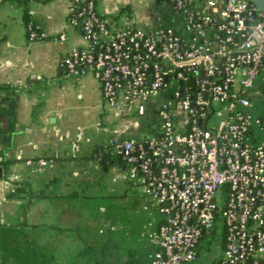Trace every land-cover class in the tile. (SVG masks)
I'll return each mask as SVG.
<instances>
[{"label": "built area", "instance_id": "obj_1", "mask_svg": "<svg viewBox=\"0 0 264 264\" xmlns=\"http://www.w3.org/2000/svg\"><path fill=\"white\" fill-rule=\"evenodd\" d=\"M150 1L173 24L117 29L96 0H70L71 14L84 3L87 45L61 67L97 80L119 116L155 123L109 142L162 217L143 234L155 247L150 264L197 262L218 231L210 264H264V12L250 0ZM26 31L31 42L49 38L33 19Z\"/></svg>", "mask_w": 264, "mask_h": 264}, {"label": "crops", "instance_id": "obj_2", "mask_svg": "<svg viewBox=\"0 0 264 264\" xmlns=\"http://www.w3.org/2000/svg\"><path fill=\"white\" fill-rule=\"evenodd\" d=\"M149 4L96 0L117 29L173 24L153 22ZM26 14L48 39L29 41ZM70 15V0H0V87L9 88L0 92V264H150L155 247L143 234L162 217L109 144L140 135L102 130L119 114L99 82L61 67L87 45ZM40 159L47 167L33 172L27 161Z\"/></svg>", "mask_w": 264, "mask_h": 264}, {"label": "rangeland", "instance_id": "obj_3", "mask_svg": "<svg viewBox=\"0 0 264 264\" xmlns=\"http://www.w3.org/2000/svg\"><path fill=\"white\" fill-rule=\"evenodd\" d=\"M150 14L149 17L153 22L156 23H162L163 19L167 20L169 17V14L165 12L162 7H159L155 5L153 1H150ZM160 26H163L160 25ZM118 120V122H117ZM149 117H139V115L133 111V112H127L125 115H121L118 118H116L112 123H108L106 126H101L102 130L107 128V132H110V134L114 133H120L121 131H124L128 134H142L150 128V126H153V122L147 123L149 121ZM140 124V125H139ZM106 127V128H105ZM137 136V135H136ZM120 192V191H119ZM220 228L219 230H221ZM222 237V234L218 233L215 235L214 241L211 244L210 252L207 253L204 250L201 252V259L197 262L191 263V264H210L211 259L218 256V250H217V244L220 242V239Z\"/></svg>", "mask_w": 264, "mask_h": 264}, {"label": "trees", "instance_id": "obj_4", "mask_svg": "<svg viewBox=\"0 0 264 264\" xmlns=\"http://www.w3.org/2000/svg\"><path fill=\"white\" fill-rule=\"evenodd\" d=\"M83 6H84V3L81 4L80 6L77 5V7L75 8V11L69 17V21H72V20L76 21L77 24L74 26V28L82 35L84 34V31H83L84 17L83 16H79V14H80L81 8ZM31 20H32V18L28 14H26V16H25V24L27 25ZM2 91H9V88L6 87V86L0 87V92H2ZM1 99L2 98L0 96V105H1ZM153 127H155V123H154L153 126H150V128H153ZM104 154L107 157V159H111L110 157H111L112 153H111L110 149H108ZM0 157H1V152H0ZM0 166H3V161L0 162Z\"/></svg>", "mask_w": 264, "mask_h": 264}, {"label": "water", "instance_id": "obj_5", "mask_svg": "<svg viewBox=\"0 0 264 264\" xmlns=\"http://www.w3.org/2000/svg\"><path fill=\"white\" fill-rule=\"evenodd\" d=\"M260 11L264 12V0H250ZM121 158V156H120ZM2 176V168H0V178Z\"/></svg>", "mask_w": 264, "mask_h": 264}]
</instances>
